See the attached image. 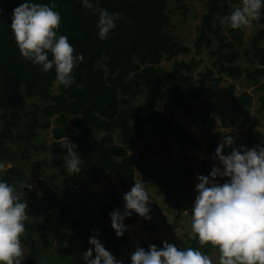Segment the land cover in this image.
Returning a JSON list of instances; mask_svg holds the SVG:
<instances>
[{
	"label": "trees",
	"instance_id": "16d2710c",
	"mask_svg": "<svg viewBox=\"0 0 264 264\" xmlns=\"http://www.w3.org/2000/svg\"><path fill=\"white\" fill-rule=\"evenodd\" d=\"M22 2L0 0V161L14 163L0 171V178L13 185L16 181L31 184L39 181L46 187L45 192L50 193L52 189L59 196L63 189L54 180L60 176L50 174L49 168L63 160L41 159L37 154L45 147L34 144L40 131L52 128L60 151L66 153L62 148L66 137H71L77 145L82 171L73 174L76 181L99 184L107 176H114L120 186L128 187L141 176L146 188L157 187V192L178 216L186 211L191 213L193 167L186 151L198 145L187 128L175 123L166 113L177 110L194 113L196 108L192 102L207 90L212 95H220L208 85L221 84L228 77L245 78L261 93L259 113L264 114V14L253 22L261 27L251 40V46L243 52L240 47L245 44L246 28L231 29L220 22L241 0H205L207 13L194 46L180 42L170 32L172 0H93L94 6L120 14L116 28L103 40L97 35L98 16L85 8L82 0H37L55 5L62 18L59 34L68 36L74 54L84 56L74 69V82L64 87L56 82L54 69L44 72L19 52L10 23L13 9ZM206 49L215 61L199 74L200 87L188 88L203 64ZM189 54H193L190 59L182 58ZM243 56L250 65L241 63ZM222 92L234 95L236 86L231 84ZM31 100L34 101L29 106ZM160 103H164V112L159 109ZM253 103L254 97L247 91L234 98L229 106L233 113L222 114L223 125L247 127ZM54 119L56 125L52 127ZM149 127H153L155 135H161L164 148L173 143L174 136L179 142L177 158L162 162L155 158L156 146L150 144L137 152ZM248 128L250 132L242 145L251 148L263 142L261 132L255 131L252 125ZM227 135H233L236 142L233 132ZM218 144L219 133L209 134L206 153L213 157ZM210 170L205 160L204 175ZM25 195L26 200L32 199L33 189H25ZM124 203L123 193L112 192L110 201L95 213L91 203L82 199L77 217L69 224L64 222L70 233L64 234L67 245L60 249L61 261L85 264L83 257L85 250L92 247L89 244L92 235L116 258L133 247L135 241L126 231L118 237L111 227L109 213L123 207ZM44 204L27 209L29 215L22 244L29 252L23 264H41L42 247L36 235L48 227L39 221L50 209V204ZM64 216L66 220V214ZM133 221L132 215L124 223L128 227ZM188 241L190 245L184 243L182 248L199 246L195 237H189ZM140 244L145 249L150 245L146 239ZM44 246L46 250L51 247L49 236L44 237ZM158 246H162V241ZM202 250L212 252L210 245ZM123 264H131V260Z\"/></svg>",
	"mask_w": 264,
	"mask_h": 264
},
{
	"label": "clouds",
	"instance_id": "9594fccd",
	"mask_svg": "<svg viewBox=\"0 0 264 264\" xmlns=\"http://www.w3.org/2000/svg\"><path fill=\"white\" fill-rule=\"evenodd\" d=\"M82 4L98 16V38L107 39L120 14L94 6L93 0H82ZM262 14L264 0H241L220 22L231 29L250 28ZM61 20L54 4L23 0L13 9L10 28L21 56L44 72L54 69L56 82L69 87L75 79L74 69L84 56L74 54L68 36L59 34ZM234 144L233 135H224L213 155L218 164L207 175L197 174L191 234L199 246L182 248L167 240L162 246H137L130 256L131 264H264V144L251 148ZM62 148L66 150L62 157L66 172L80 173L82 159L77 145L66 137ZM32 187L24 181L18 190L0 178V264H23L26 258L22 236L29 214L22 196ZM123 200V211L115 208L109 213L118 237L124 235V221L133 213L151 219L152 198L144 181L135 180L123 193ZM89 244L92 247L85 250V264H123L96 235L89 237ZM208 245L211 254L202 250Z\"/></svg>",
	"mask_w": 264,
	"mask_h": 264
},
{
	"label": "rangeland",
	"instance_id": "374dc122",
	"mask_svg": "<svg viewBox=\"0 0 264 264\" xmlns=\"http://www.w3.org/2000/svg\"><path fill=\"white\" fill-rule=\"evenodd\" d=\"M170 15L172 17V23L170 25V32L175 35L182 43L193 44L197 40V37L201 31V25L204 15L207 13V7L205 0H172L170 7ZM261 26L258 24H252L250 28H246L244 32L245 44L240 48L244 52L251 46V40L254 38L256 32ZM225 29V28H224ZM227 34L225 29L224 31ZM193 54L184 55L182 58L190 59ZM203 64L200 69L195 73V81L188 88L200 87L199 74L205 71V68L212 66L215 59L212 58L208 49L204 51L202 55ZM241 63L244 66H248L251 63L245 60V56L242 57ZM166 65H170L166 62ZM231 84L236 86V92L234 95H225L222 90L227 89ZM214 89L215 92H220L219 96L212 95L207 90L204 95L192 102V106L196 108L194 113H189L184 110H177L174 113H166L167 116L174 118L175 123L185 126L193 137L196 138L197 147H189L186 154L190 156V162L193 167L192 176V196L193 201L196 196L195 184L198 183L197 174H204V161L209 162L210 168L214 164H218L212 156L206 153L207 149V136L213 133H219V142L224 135L229 132H233L236 135L235 147H239L246 141L249 134V126H254L255 131H259L263 135L264 142V114L259 113V95L261 93L255 90V87L247 82L245 78L239 80H233L226 78L221 84L208 85ZM250 92L254 97V103L250 107L249 112V124L245 128L239 126L223 125L222 114L233 111L229 110V106L232 100L238 96H241L243 92ZM31 100L29 106L31 105ZM164 103L159 104V109L164 112ZM56 125L55 119L52 123V127ZM52 128L48 131H40V136L34 141V144L45 150H41L37 156L41 159H48L49 162L63 160V156L66 154L64 151H60L56 143ZM102 133L99 134L101 136ZM71 140V137H68ZM63 140V139H60ZM173 143L164 148L162 146L161 135H155L153 127L148 128V133L144 140L140 141L137 148V152L143 151L145 145L150 144L156 146L157 154L155 158H158L162 162H167L177 158L179 156V142L172 137ZM263 142L257 143V145L263 144ZM13 162L0 161L2 170L13 166ZM49 173H55L60 176V179H55L54 182L62 187L60 195L57 196L52 189L50 193L45 192V188L39 181H35L32 185L33 195L32 199H27L28 209L35 206H44V203L50 204L48 213L40 217V222H45L47 228H43L40 235H36L40 238L41 250V264H68L61 261L60 249L67 245L64 238V234L70 233V230L65 226V223H71L76 217L77 212L81 208V200L86 199L91 203L93 212L97 213L101 206L110 201V194L112 192L125 193L130 190L131 186L122 187L118 184L117 178L114 176H107L99 184H93L90 181H76L73 175H69L64 167V160L57 166L49 168ZM33 178V175H31ZM35 180V179H34ZM137 180L142 181L141 176H137ZM22 182L16 181L15 186L18 190ZM52 191V193H51ZM149 194L152 198L150 202V220H146L134 213V221L127 227V234L135 241V245L129 248L123 256L117 258L123 262L130 259L131 254L135 251L137 246H140L141 241L146 239L149 244H156L158 246L159 241L167 240L174 243L179 247H183L184 243L190 245L188 241L189 237H194L191 234V213L189 211L183 212L181 216H178V212L175 211L169 203L165 200L163 195L157 192V187L151 185L148 188ZM74 194V195H73ZM74 197H73V196ZM23 199L27 198L25 195ZM123 211L124 206L119 208ZM66 214V220L65 216ZM49 236L51 247L46 250L44 246V237ZM25 254L27 255L29 250L24 246Z\"/></svg>",
	"mask_w": 264,
	"mask_h": 264
}]
</instances>
